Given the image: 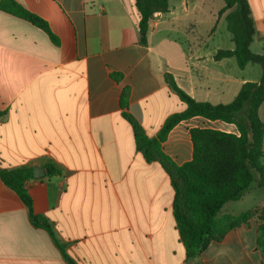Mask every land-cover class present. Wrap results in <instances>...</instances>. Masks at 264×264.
I'll list each match as a JSON object with an SVG mask.
<instances>
[{"label": "crops", "instance_id": "crops-1", "mask_svg": "<svg viewBox=\"0 0 264 264\" xmlns=\"http://www.w3.org/2000/svg\"><path fill=\"white\" fill-rule=\"evenodd\" d=\"M15 1L44 19L56 41L0 10V169H44L26 184L34 214L48 221L76 264H262L256 219L187 257L170 178L138 151L121 107L128 89V113L153 138L187 108L165 73L188 96L213 105L261 80L258 64L240 69L235 58H214L235 47L232 34L225 49L218 37L223 21L227 28L228 12L218 17L224 2L212 8L210 0H170L169 12L151 19L145 45L134 0ZM248 3L257 31L251 50L263 54L264 0ZM259 115L264 121V103ZM193 128L238 135L219 120L180 122L162 144L177 166L193 159ZM48 167L58 174L49 176ZM0 264H70L1 179Z\"/></svg>", "mask_w": 264, "mask_h": 264}, {"label": "trees", "instance_id": "trees-1", "mask_svg": "<svg viewBox=\"0 0 264 264\" xmlns=\"http://www.w3.org/2000/svg\"><path fill=\"white\" fill-rule=\"evenodd\" d=\"M223 2L224 7L218 17L228 12L225 20L235 47L233 50H219L214 58H235L240 69L248 64H258L263 70L261 80L243 84L230 103L213 105L194 100L177 86L172 75L165 73L166 83L186 103L187 108L168 117L157 137L153 138L148 137L128 113V89L123 90L121 107L124 109V118L133 127L138 151L148 163H160L170 178L175 191L174 215L187 257H199L210 243L222 241L229 231L248 226L251 219H256L259 223L258 247L264 264V205L238 216H219L228 202L240 200L252 188H264V121L259 115L264 103V53L256 54L251 50L257 31L248 0ZM134 4L140 16L139 29L143 35L141 42L146 45L151 19L157 13L169 12L170 0H134ZM0 10L29 21L56 41L49 24L17 1L1 0ZM112 77L118 81L120 75L112 74ZM194 117L234 124L238 135L213 129H191L193 159L177 166L163 152L162 144L174 127ZM47 172L49 176L58 174L51 167H48ZM0 179L20 197L28 209L32 224L45 229L64 258L70 264H76L67 254V246L57 239L48 221L34 214L26 188V184L34 179L33 169H0Z\"/></svg>", "mask_w": 264, "mask_h": 264}, {"label": "rangeland", "instance_id": "rangeland-1", "mask_svg": "<svg viewBox=\"0 0 264 264\" xmlns=\"http://www.w3.org/2000/svg\"><path fill=\"white\" fill-rule=\"evenodd\" d=\"M212 8H219L223 5L222 0H210ZM201 31H203V27H201ZM220 44L223 45L224 49L230 46V38L231 33L227 30L226 24L223 21L222 25L219 28L218 34ZM215 42H212L211 45H214ZM259 66V65H256ZM262 68V67H261ZM264 202V188L258 189L254 188L249 193L245 194V196L240 201H233L226 205L225 209H223L219 216H225L227 214H236L248 211L249 209L255 207Z\"/></svg>", "mask_w": 264, "mask_h": 264}, {"label": "water", "instance_id": "water-1", "mask_svg": "<svg viewBox=\"0 0 264 264\" xmlns=\"http://www.w3.org/2000/svg\"><path fill=\"white\" fill-rule=\"evenodd\" d=\"M44 175H45V171L43 168L39 166L34 167V179H40L44 177Z\"/></svg>", "mask_w": 264, "mask_h": 264}]
</instances>
